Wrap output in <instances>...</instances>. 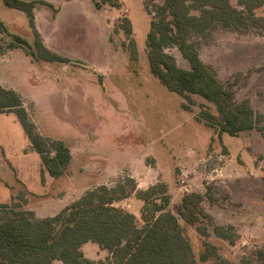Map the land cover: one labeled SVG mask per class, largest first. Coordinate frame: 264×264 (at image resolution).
<instances>
[{"label": "rangeland", "instance_id": "1", "mask_svg": "<svg viewBox=\"0 0 264 264\" xmlns=\"http://www.w3.org/2000/svg\"><path fill=\"white\" fill-rule=\"evenodd\" d=\"M95 1L50 0L52 7L38 6L35 24L43 43L70 63L32 61L20 48L7 49L11 38L0 33L3 87L22 98L39 133L65 141L71 153L67 173L44 186V179L52 177L43 171L19 121L14 113H0V203L9 204L19 195L26 198L25 189L48 198L68 188L76 197L103 184L114 188L127 177L143 189L163 182L173 213L184 194L200 193L212 222L235 229L237 239L229 244L214 235L208 221L198 226L182 222L197 264L211 263L199 261L205 243L233 263L251 257L264 243V31L239 33L217 26L195 39L203 64L233 91L236 102L249 103L263 126L219 137L196 119L208 110L222 120L212 104L168 91L150 72L145 41L151 16L143 0H120L118 9H97ZM230 2L241 8L238 0ZM0 4L9 32L32 43L24 13ZM256 15L264 18V6ZM126 18L130 36L122 29ZM130 37L136 44L135 59ZM166 52L180 67L189 68L176 47ZM135 198L115 205L136 213L141 223L142 202ZM30 199L31 206L43 200ZM198 227L207 229L203 234ZM82 249L88 258L106 264L107 253L101 254L96 244L88 242Z\"/></svg>", "mask_w": 264, "mask_h": 264}, {"label": "trees", "instance_id": "2", "mask_svg": "<svg viewBox=\"0 0 264 264\" xmlns=\"http://www.w3.org/2000/svg\"><path fill=\"white\" fill-rule=\"evenodd\" d=\"M6 7L22 11L33 35V42L9 32L0 20V33L11 40L7 49H22L32 61L70 63L71 60L48 48L36 28L34 9L37 4L52 7L44 0H2ZM236 8L230 0H143L151 16L146 36V53L150 72L170 92L190 100L198 96L212 104L222 120L217 121L208 110H201L198 121L213 128L218 136L224 133L237 136L253 129L261 130L260 117L247 101L236 102L233 91L203 64L196 38H204L213 28L236 32L251 29L264 31V18L256 10L264 0H238ZM97 9L103 6L120 8V0H96ZM122 29L130 36L131 22L124 19ZM132 59L137 56L135 41L129 39ZM176 47L188 62L180 67L166 48ZM0 48H3L0 46ZM187 109V106H183ZM12 112L22 126L33 149L40 156L43 169L55 178L65 174L71 153L62 140L50 139L37 130L21 97L0 85V113ZM131 196L143 202L140 222L136 216L115 205ZM15 199H18L15 200ZM171 196L168 186L156 183L141 189L133 178L127 177L118 186L100 185L87 190L80 198L51 217L37 218L23 208L22 195L12 197L11 203H0V264H99L86 257L82 246L95 243L107 252L106 264H197L193 246L185 235L182 224L198 226L203 221L212 225L214 235L234 244L237 234L232 225H219L202 208L203 195L186 193L177 205V213L168 209ZM199 228V227H198ZM206 227L199 228L203 234ZM210 264H264V243L251 257L244 256L239 263L216 256L215 246L205 243L199 261Z\"/></svg>", "mask_w": 264, "mask_h": 264}, {"label": "crops", "instance_id": "3", "mask_svg": "<svg viewBox=\"0 0 264 264\" xmlns=\"http://www.w3.org/2000/svg\"><path fill=\"white\" fill-rule=\"evenodd\" d=\"M44 1H46V2H48V3H50V0H44ZM2 2V0H0V3ZM3 3V2H2ZM38 6H40V4H37L36 5V7H35V9H34V15H35V20H37V12H38ZM0 9H1V4H0ZM46 11H48V10H46ZM45 13H48V12H45ZM24 16H25V14H24ZM2 19V17H1V14H0V20ZM27 19V18H26ZM1 21H3V20H1ZM28 24V23H27ZM38 29V28H37ZM40 32V31H39ZM41 34V33H40ZM42 35V34H41ZM0 85L3 87L4 86V83L2 82V80H0ZM4 88V87H3ZM11 90H13V89H11ZM15 91V90H14ZM22 99V98H21ZM22 102H23V100H22ZM23 105H24V102H23ZM25 107V106H24ZM27 110V109H26ZM29 113V112H28ZM4 114H13L12 112H7V113H4ZM15 115V114H14ZM30 115V114H29ZM16 117V116H15ZM31 117V116H30ZM41 134V133H40ZM44 136V135H43ZM46 137V136H45ZM49 138V137H48ZM52 139V138H51ZM29 140V139H28ZM56 140H61V139H56ZM63 141V140H62ZM30 142V141H29ZM66 145H67V143L65 142V141H63ZM68 146V145H67ZM69 148V147H68ZM36 155L40 158V156L36 153ZM40 161H41V159H40ZM71 161V160H70ZM41 163H42V161H41ZM69 165H70V162H69ZM68 165V166H69ZM42 168H43V165H42ZM68 168L69 167H67V170H66V172H65V174L67 173V171H68ZM43 171H45L44 169H43ZM45 172H47V171H45ZM52 177V176H51ZM55 178V177H54ZM53 177L52 178H50L49 180H48V178L47 179H44V186H47L48 184H50L53 180ZM55 179H57V178H55ZM48 180V181H47ZM68 188H64V189H61V190H59L58 192H55L54 194L55 195H53V196H50V197H45V196H43L44 194L43 193H41V191L40 192H33V190L31 189H25V191H26V193H27V196H26V198H25V200H26V203L23 205V207L26 209V210H30V211H32L34 214H35V216L37 217V218H45V217H51V216H53V215H55V214H57L60 210H62L63 208H65L66 206H68L69 204H71L72 202H74L75 200H77L78 198H80L83 194L81 193V194H79L78 196H76V197H74V195H72L71 196V194H70V192H69V190H67ZM141 189H143V188H141ZM85 193V192H84ZM35 197L37 200L38 199H40V198H42L43 200H38L36 203V205H34V206H31L30 204V202H31V197ZM133 199V198H135L134 196H131L129 199ZM136 199V198H135ZM126 200H128V199H126ZM126 200H125V202H126ZM136 200H138V199H136ZM132 201V200H131ZM141 201V200H140ZM142 202V201H141ZM117 206V205H116ZM27 207V208H26ZM118 207H120V206H118ZM127 208H131V205L130 204H128L127 206H126ZM142 207H143V202H142V204H141V207H140V210L142 209ZM121 208H123V207H121ZM124 209V208H123ZM129 212H131L130 210H129ZM131 213H133L134 215L136 214V213H134V212H131ZM139 214H140V211H139ZM88 243V242H87ZM92 243V242H91ZM86 244V243H85ZM95 244V243H94ZM83 247V246H82ZM82 251H83V249H82ZM98 251L102 254V253H107L105 250H101L99 247H98ZM83 253H84V251H83ZM85 255V254H84ZM86 256V255H85ZM87 257V256H86ZM93 260V259H92ZM61 263V261H58V260H55L54 262H53V264H60ZM62 264V263H61Z\"/></svg>", "mask_w": 264, "mask_h": 264}]
</instances>
